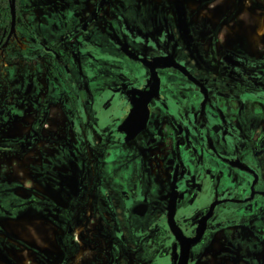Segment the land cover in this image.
I'll use <instances>...</instances> for the list:
<instances>
[{
    "label": "flooded vegetation",
    "instance_id": "obj_1",
    "mask_svg": "<svg viewBox=\"0 0 264 264\" xmlns=\"http://www.w3.org/2000/svg\"><path fill=\"white\" fill-rule=\"evenodd\" d=\"M184 250L264 264V0H0V264Z\"/></svg>",
    "mask_w": 264,
    "mask_h": 264
},
{
    "label": "rangeland",
    "instance_id": "obj_2",
    "mask_svg": "<svg viewBox=\"0 0 264 264\" xmlns=\"http://www.w3.org/2000/svg\"><path fill=\"white\" fill-rule=\"evenodd\" d=\"M260 33L262 32V31H259ZM17 171H19V174L21 175V178L22 179H27V173H26V170L24 169V168H21V169H17Z\"/></svg>",
    "mask_w": 264,
    "mask_h": 264
},
{
    "label": "water",
    "instance_id": "obj_3",
    "mask_svg": "<svg viewBox=\"0 0 264 264\" xmlns=\"http://www.w3.org/2000/svg\"><path fill=\"white\" fill-rule=\"evenodd\" d=\"M125 123H126V121H125ZM183 257H184V259L180 262V264H185V250H184V256Z\"/></svg>",
    "mask_w": 264,
    "mask_h": 264
},
{
    "label": "bare ground",
    "instance_id": "obj_4",
    "mask_svg": "<svg viewBox=\"0 0 264 264\" xmlns=\"http://www.w3.org/2000/svg\"><path fill=\"white\" fill-rule=\"evenodd\" d=\"M260 29V28H259ZM259 31H263V28L261 27V29Z\"/></svg>",
    "mask_w": 264,
    "mask_h": 264
}]
</instances>
